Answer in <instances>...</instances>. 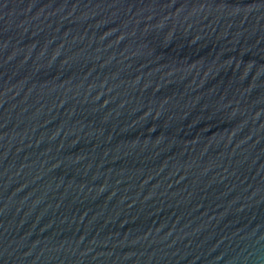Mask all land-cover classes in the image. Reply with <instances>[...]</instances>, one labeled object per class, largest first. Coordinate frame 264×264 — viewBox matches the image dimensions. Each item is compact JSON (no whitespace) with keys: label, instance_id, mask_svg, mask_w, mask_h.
Returning a JSON list of instances; mask_svg holds the SVG:
<instances>
[{"label":"water","instance_id":"obj_1","mask_svg":"<svg viewBox=\"0 0 264 264\" xmlns=\"http://www.w3.org/2000/svg\"><path fill=\"white\" fill-rule=\"evenodd\" d=\"M0 264H264V0H0Z\"/></svg>","mask_w":264,"mask_h":264}]
</instances>
